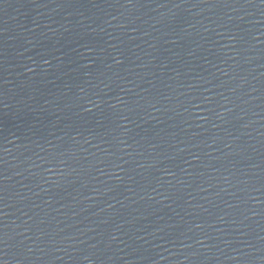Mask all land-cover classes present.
I'll return each instance as SVG.
<instances>
[{
	"label": "water",
	"instance_id": "1",
	"mask_svg": "<svg viewBox=\"0 0 264 264\" xmlns=\"http://www.w3.org/2000/svg\"><path fill=\"white\" fill-rule=\"evenodd\" d=\"M0 264H264V0H0Z\"/></svg>",
	"mask_w": 264,
	"mask_h": 264
}]
</instances>
